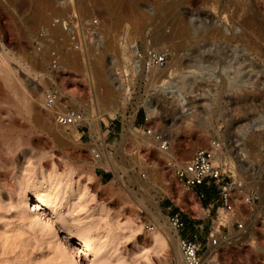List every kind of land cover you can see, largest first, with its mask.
<instances>
[{
	"label": "rangeland",
	"instance_id": "obj_1",
	"mask_svg": "<svg viewBox=\"0 0 264 264\" xmlns=\"http://www.w3.org/2000/svg\"><path fill=\"white\" fill-rule=\"evenodd\" d=\"M59 2L0 0V55L9 74L5 76L0 71V185L9 188V192L3 194L7 211L0 214V264H53L48 237L28 230L18 231L15 212H9L18 179L31 169L55 168L60 174L72 170L75 176H91L88 183L95 195L92 204L109 210V216L101 224L111 226L115 218L124 223L119 239L111 246L121 257V264H175L171 256L164 258L151 249L147 254L139 250L149 248L150 232L155 230L145 208L154 211V206L158 207L171 229L168 217L175 210H181L190 222H203L210 231L218 222L224 223L226 215L215 202L218 197L213 195L210 204L214 206L209 209L208 202L199 200L195 191L184 189L173 169L167 167L168 160L158 146L145 137L147 129L159 133L170 143L169 151L176 158L174 165L179 166L196 149L218 138L223 143V160L234 169L225 140L238 136L245 167L257 169L250 185L259 192L264 205V128L252 127L243 136L232 132V128L236 130L250 124L256 113L264 117V0ZM72 17L97 22L98 27L87 37V53L79 50L82 30L71 26L66 32L62 27ZM181 28L186 29L185 35H181ZM160 36L163 41L154 44ZM97 40H100L99 47ZM132 47L139 60L147 62L150 53L168 54L167 65L160 70L159 78L170 66L180 63L176 67L178 72L190 80L199 76V64L214 66L217 61L220 67L222 60L230 58L234 52L237 60H244V68L251 62L260 84L251 97L245 86L232 94L218 67L217 83L214 79L197 80L193 93L187 96L194 104L190 120L186 113H178L167 103H161L162 110L156 118L148 120L142 102L148 96L159 95L152 83L157 74L150 69L146 76V65L144 76L131 72ZM85 58L87 64L91 61L95 66H99L96 65L99 58L104 62L105 76L96 91L90 86ZM191 58L195 62H189ZM125 71L127 74L122 76ZM114 73L121 76L119 92L112 83ZM50 88L61 92L64 107L83 116L94 114L109 104L115 105L116 113L102 114L104 141L92 138L87 126L77 134L81 145L60 137L57 132L60 128L52 114L41 105L42 94ZM198 94L202 95L198 97ZM249 103L251 105L246 106ZM141 115L144 122L139 125L137 120ZM125 117L136 129L134 136L126 135ZM106 120L116 124L118 130L112 131L105 125ZM93 145L103 147L113 157L121 180L95 163L91 157ZM106 176L109 178L105 180ZM201 191V188L196 189L197 193ZM130 220L143 229L133 238L128 237ZM63 224L73 228L66 218L56 221L60 236L65 235ZM4 233L11 241L9 248L2 242ZM247 234L251 235L250 239L245 238V234L219 250L217 257L221 264H264V225L259 224ZM101 258L103 264H114L116 260L106 255Z\"/></svg>",
	"mask_w": 264,
	"mask_h": 264
},
{
	"label": "bare ground",
	"instance_id": "obj_2",
	"mask_svg": "<svg viewBox=\"0 0 264 264\" xmlns=\"http://www.w3.org/2000/svg\"><path fill=\"white\" fill-rule=\"evenodd\" d=\"M60 4H64V0H60ZM98 27V26H97ZM96 27V28H97ZM181 35L187 33L185 28L180 29ZM163 41V37H158L153 41L154 44H158ZM97 47L100 45V40L96 41ZM131 72L134 74H145V65L147 61L139 60V56L134 47L131 48ZM152 53H150L151 55ZM217 54L221 55V53ZM147 59L149 58V56ZM237 53L232 52L230 58L226 57L222 61L219 67V62L216 61L214 66H204L199 64L197 70L199 76H194L192 80L182 76L176 67H169V71L162 77H158L160 70H154L157 74L153 76L152 83H155V89L159 92V95L148 96L143 100L142 105L146 110L148 120L155 119L158 112L162 110L161 103H167L171 105L173 109L178 113H186L188 120L191 119L194 109L192 100H188L187 96L193 93V86L197 80L202 79H214L215 82L219 78L215 75V71L218 69L224 75V83L230 89V93L236 94L240 87L245 86L248 91L249 97L259 87L257 81V72L253 70L252 64L248 61L247 66L244 68V60H237ZM2 60L0 64V71L6 76L9 75L7 70L3 67L5 60L0 55ZM87 58H85V64H87ZM189 62L192 61V58ZM95 66L89 61L87 64V74L90 78V86L92 89H99L100 82L105 76V69L103 68L104 62L99 58ZM221 64V62H220ZM147 67V66H146ZM181 67V65H180ZM146 71V76H149V68ZM123 73V72H122ZM127 71L122 74L125 76ZM117 73L112 74V83L115 86L116 91H120L121 76L117 77ZM151 77V76H150ZM156 81V82H155ZM217 83V82H216ZM247 93V92H246ZM198 94L197 96H201ZM242 97L243 94L240 93ZM159 97V98H158ZM95 99L97 96L95 94ZM244 99V98H243ZM250 99V98H249ZM97 101V100H96ZM249 103L246 106H250ZM117 107L113 104H109L107 107L95 112L94 114L83 116L81 126H87L92 138L96 137L102 142L104 141V124L102 122V114L107 113L112 115L117 112ZM126 135L128 137L135 135V128L132 125L131 120L125 117ZM173 123H171L172 125ZM246 125V124H245ZM59 127V126H57ZM263 129L264 117L260 113H256L253 118L250 119V124L241 126L239 128H232V132L245 135L250 128ZM57 131L59 136L70 141L72 143H78L77 129L70 127L69 133H66L64 128L59 127ZM229 132V131H228ZM264 133V132H263ZM230 136V132L228 133ZM227 135V140L230 138ZM221 140V139H220ZM241 139L236 136V139L226 141V151L234 163L235 172L242 177L247 183H251L256 176L257 169L253 167H245L243 156V150L240 147ZM156 145L157 143L154 142ZM99 158L95 161L97 165H103L107 170L111 171L115 177L121 180L118 172L119 168L117 163L113 160V157L104 150L103 147L93 145ZM165 159L169 162H176L174 153L168 151L163 153ZM243 177L242 175H245ZM91 176L78 175L72 170H66L63 173H58L55 168L51 170H38L31 169V172L27 175H22L18 179V187L15 188L13 194V204L11 205L9 212L12 210L15 212L18 231L28 230L32 233L44 234L48 237L47 245L51 253V259L53 264H103L102 258L104 255L109 258L115 257L114 264H121V257L118 255L115 247H111L117 242L120 237V233L123 231V222L121 223L115 218L113 225H102L109 216V210L107 207L101 205H93L95 201V195L90 191ZM8 186L5 184L0 185V214L7 210L4 209V195L8 190ZM148 212L151 222L155 226V230L150 232V244L149 248L140 247V251L145 254L151 249L154 253L166 257H172V261L175 264H183L179 252V237L177 232L172 228H169L167 221L162 217L159 208L154 206V211ZM223 215V214H222ZM64 218L68 219L72 223L73 228H67L64 224V236H60L57 228L55 227L56 221H61ZM100 223V224H99ZM7 225L4 224V227ZM130 227L128 237L133 238L136 233L142 232L141 226L136 222L130 220L128 222ZM250 234H246L244 237L250 239ZM6 248H9L12 244L8 234H3V241ZM9 246V247H8ZM92 258V259H90ZM210 255L207 254L205 261H209Z\"/></svg>",
	"mask_w": 264,
	"mask_h": 264
},
{
	"label": "built area",
	"instance_id": "obj_3",
	"mask_svg": "<svg viewBox=\"0 0 264 264\" xmlns=\"http://www.w3.org/2000/svg\"><path fill=\"white\" fill-rule=\"evenodd\" d=\"M71 26L82 30L83 39L78 43L79 50L87 53V37L96 28L97 22L72 17L62 24L66 32H69L68 28ZM167 59V53H152L146 66L159 71L166 67ZM63 101L65 100L61 92L53 88L46 89L41 96L43 109L52 114L56 125L64 129L75 127L78 134L84 127L81 126L82 114L64 107ZM144 135L157 143L161 153L169 151L170 143L159 133L147 129ZM223 151L221 140L212 138L206 147L196 149L180 166L174 165L176 162L166 163L169 169H173L175 177L184 189L195 191L199 200L208 202L209 209L214 206L210 204L211 198L213 195L217 196L218 200L215 202L220 204L226 215L224 223L218 222L216 228H211L210 231L203 222H190L181 210L171 211L168 221L178 234V248L183 264H221L217 257L221 248L240 240L259 224L264 225V205L261 203L259 192L234 169L228 167L223 160ZM91 157L94 161L99 158L95 148L91 149ZM197 188L202 191L197 193ZM207 254L210 258L206 262Z\"/></svg>",
	"mask_w": 264,
	"mask_h": 264
},
{
	"label": "crops",
	"instance_id": "obj_4",
	"mask_svg": "<svg viewBox=\"0 0 264 264\" xmlns=\"http://www.w3.org/2000/svg\"><path fill=\"white\" fill-rule=\"evenodd\" d=\"M138 124L142 125L143 124V119L139 118L138 120ZM105 125H107L109 128L112 129V131H117L118 130V126L116 124H114L112 121L106 120L105 121ZM109 178V177H108ZM105 177V180L108 179Z\"/></svg>",
	"mask_w": 264,
	"mask_h": 264
},
{
	"label": "trees",
	"instance_id": "obj_5",
	"mask_svg": "<svg viewBox=\"0 0 264 264\" xmlns=\"http://www.w3.org/2000/svg\"><path fill=\"white\" fill-rule=\"evenodd\" d=\"M141 119H143V115H141ZM109 176H106V178H108Z\"/></svg>",
	"mask_w": 264,
	"mask_h": 264
}]
</instances>
